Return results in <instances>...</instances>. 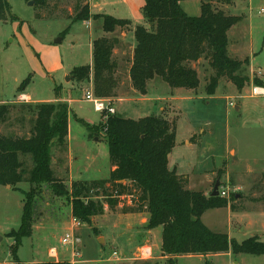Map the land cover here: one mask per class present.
I'll list each match as a JSON object with an SVG mask.
<instances>
[{
  "label": "rangeland",
  "instance_id": "1",
  "mask_svg": "<svg viewBox=\"0 0 264 264\" xmlns=\"http://www.w3.org/2000/svg\"><path fill=\"white\" fill-rule=\"evenodd\" d=\"M8 1L12 7L11 17L8 21H0V102L14 100L19 86L28 78L32 81L27 87V92L37 100H50L56 92L61 95L63 86H58L61 84L68 89L66 94L69 89L76 88L75 92L70 90V93L73 92V99L77 101L72 106L68 139L70 163H65V160L62 162L63 157L66 158L65 154L54 149V169L69 189L72 186L71 180H108L112 167L108 142L104 136L105 115L96 112L91 103L82 101V88L87 87L88 83L74 80L71 73L66 77L70 59L79 51L80 44L86 43L90 32L98 31V25L103 26V21L93 20L95 28L89 29L86 22L72 23L63 17L60 20H39L36 18L35 7L29 5L30 2ZM77 2L78 0L58 2L57 15H64L65 11L73 13ZM205 2L212 3L215 9L222 10L228 16L244 17V20L228 33L229 56L235 60L251 58L252 66L256 70H263L262 77L258 76L257 72L250 73L248 66L239 74L249 77L252 81L254 77L264 79V0H236L233 6L220 3L219 0ZM55 5L56 3L51 4L53 8ZM201 6L200 0L181 3L182 9L191 17L201 15ZM142 8L138 9L139 16L132 20L136 25H146ZM101 31L104 34L103 29ZM123 33L129 38V30L118 31L114 37L122 36ZM98 38L99 35L94 37ZM60 39L62 41L58 43ZM120 55L124 61L126 55L129 62V45ZM62 67H65L64 71H60ZM196 67L200 87L191 93L197 99L179 101L175 103L177 108L174 104H167V117L170 120L176 119L177 145L181 146L185 138L193 132L196 133L195 136L200 135L204 142L200 149L186 155L185 171L182 172L194 176L192 190L208 191L211 194L215 186L212 180L217 181L219 178L208 175L213 172L219 175L218 172L222 170V176L229 163L232 177L229 181L226 178L219 180V191L221 188L225 190L229 195L227 198L235 195L236 202L233 205L253 215L243 218V214H238L232 218L230 211L223 208L207 211L202 221L213 232L228 234L231 239L243 243L253 234L264 232V216L260 215L264 207L251 198L264 180V128L259 129L264 126V97L252 96V83L240 93L227 79L220 81L215 95L210 97L206 92L212 74L209 62L205 58ZM127 68L128 64L124 62L118 71L120 86L117 97L124 100L112 102L116 116L132 120L160 116L159 103L154 101L170 97L173 89L161 78H156L148 87L152 102L141 103L132 100ZM50 75L56 78L55 83L49 79ZM157 84L160 85L157 87ZM23 100L18 101L22 104L34 102L32 99ZM162 103L165 104L166 101ZM236 105L243 106L242 112L236 111ZM15 106L11 121L0 126V135L16 134L20 128L17 121L20 118L21 106ZM241 114L244 115L245 123L254 127L250 128L251 132L239 131ZM83 119L95 123V127L86 125L81 121ZM22 125L29 128L27 122ZM201 129L206 131L204 136L200 134ZM231 148L236 150V157L228 153ZM189 163H196L197 175L192 174ZM67 166L69 174L66 172ZM19 188L30 191V185L27 183H22ZM92 193H99V196H93V200L102 202L105 210L88 223L80 222L81 225L76 227L71 212V199L56 197L49 188L44 187L36 201L33 234L22 241L17 254L19 261L23 264L50 260H59L62 263L70 259L74 264H170L172 261L174 264H264V256L234 255L231 251L219 255H186L170 260L162 252V229L156 231L154 236H148L147 229L144 228L145 222H142L144 215L122 213L123 204L112 211L101 192L94 190ZM24 199L20 192L5 190L4 186H0V264H17L11 252L14 239L9 237V233L21 227ZM126 202L127 200L123 201ZM71 231L76 236L75 247L63 246L61 240ZM253 237L264 242V234ZM146 248L152 250V256L148 259L142 255ZM51 249L58 251V258L49 256ZM73 249L79 256L73 255ZM114 252L118 253V257L113 256Z\"/></svg>",
  "mask_w": 264,
  "mask_h": 264
},
{
  "label": "trees",
  "instance_id": "2",
  "mask_svg": "<svg viewBox=\"0 0 264 264\" xmlns=\"http://www.w3.org/2000/svg\"><path fill=\"white\" fill-rule=\"evenodd\" d=\"M25 1L34 3L39 20H60L62 17L72 23L102 20L105 34L133 31L136 47L129 74L132 88L140 95L148 94V84L156 78H161L172 89L196 91L200 80L191 64L205 58L212 70L206 89L208 96L215 95L222 79L234 84L239 92L251 83L264 88V79L254 77L252 81L239 74L249 66V59L240 61L229 56L228 33L244 17L228 16L205 0H200L199 17H191L182 9L181 3L190 0H145L142 13L146 25L135 27L130 20L93 15L88 0H78L73 13L65 11L64 15L56 13L57 3L63 0ZM219 2L233 6L236 0ZM54 3L53 8L51 4ZM11 11L9 1L0 0V21H8ZM118 45L116 37L97 39L93 43V66L77 67L71 73L74 80L81 83H90L92 78L97 98L112 101L117 97L119 64L114 50ZM30 82L28 78L19 86L18 95L25 92ZM15 105L21 106L17 121L20 128L16 134L0 135V186L10 187L25 198L21 227L9 233L14 239L11 252L17 264H23L17 254L22 241L33 234L36 201L44 187L56 197L71 199L72 216L81 223H88L105 210L102 202L93 200V196H99V193L93 195L94 190L101 192L112 211L123 204L124 214L147 215L148 231L162 228V252L170 260L230 251L234 255L264 256V242L257 237L239 243L228 234L213 232L203 223L202 217L209 210L231 207L233 212H238L241 208L233 205L235 195L211 197V194L191 191L188 177L170 169L169 157L177 146L176 119L149 116L132 120L105 116L104 134L112 167L110 177L105 181L73 182L69 189L52 167L54 149L62 154L68 150V105L61 102L22 104L19 101L0 104V126L11 121ZM23 122H27L29 128L23 126ZM195 139L196 136L193 142ZM218 178L220 180L221 174ZM22 183L29 184L30 191L20 189ZM261 188L258 187L257 192L264 198V186ZM125 200L127 202L123 203Z\"/></svg>",
  "mask_w": 264,
  "mask_h": 264
},
{
  "label": "crops",
  "instance_id": "3",
  "mask_svg": "<svg viewBox=\"0 0 264 264\" xmlns=\"http://www.w3.org/2000/svg\"><path fill=\"white\" fill-rule=\"evenodd\" d=\"M89 2H90L91 13L93 15H99V14L108 15V16H112V17L117 18V19L130 20L131 22H132V20L134 18L139 16L138 9L141 10V8L144 6L143 4H145V0H144L143 3H140L137 0H90ZM86 25H87V27L89 29L95 28L94 21H92V20L87 22ZM135 26H137L136 23H133V27H135ZM97 30L98 31H91L90 32L89 38L85 41L86 43H81L80 47H79L80 48L79 51L75 54L74 57L72 56V58L70 59L69 66H68V69H69L68 71L69 72L66 73V77H68V74L72 73V71L75 68H77V67H83V66H91L92 67L93 66V43L97 40V39H94V37L96 35H99V38H102V37L114 38V35L116 34V33L115 34H105V33L103 34L102 31H101L102 30V26L99 27V25L97 26ZM116 38L119 39V45L114 50V58L118 61V64H119L118 71L120 70V68L124 64V62H126L128 64L127 80L129 82V91H130V93L132 95L130 98L132 100H135V101L141 102V103L152 102V101H150V100H153V99L150 98L149 89H148V94L143 96V95H140L139 93H137L132 88V82H131L129 73H130V69H131V65H132L134 49L136 47V41H135V37H134V32L133 31L129 32V38L126 37L125 33H123L122 36L118 35V37H116ZM76 42H78V41H76ZM127 45H129V62H128V59H126V57H125L126 55L124 56L125 61L123 60V57H121V55H120L121 51L124 48H126ZM228 51H229V48H228ZM253 56H255L254 52H253ZM248 59L250 61L249 66H248L250 73L263 71L261 68H257V70H256V68L252 66V59L251 58H248ZM202 60H204V59H201L197 63L191 64V67L194 68L197 71V67L196 66L198 64H200ZM80 61H84V62H80ZM240 61H243V60H240ZM64 70H65V67H62V69H60V71H64ZM59 72H56V73H59ZM117 78H118V73H117ZM49 79H51L54 83L56 82V78L53 75H50ZM154 80L149 82V84L154 82ZM149 84H148V87H149ZM158 85H160V84H157V87H158ZM58 86H63L61 95L58 94V96H56V97L52 96V99H50V100H37V99L34 98V96L31 93H28L27 89H26L25 92L23 94H21V95H18V92H17V95L15 96L14 100H12L10 102H3L2 101V102H0V104H10V103H13L15 101L22 100V97L24 99H26V100H31L32 99L34 102H31V103H33V104H38V103H57V102L66 103L68 105V107H69V110H70V117H69V135H70V123H71V117H72V113H73L72 106L75 103H77V101H75L72 96H73V92H75L76 88L74 89V87H73V88L69 89V93L66 94V90H68V89H66V87H64L63 84L58 85ZM119 86H120V83H119ZM90 89L93 90V80H92V78H91V82L88 83V86L85 87V88H82V90H83V100L82 101L86 102L85 101V95H86V92L88 90H90ZM70 90H73V92L71 91V93H70ZM191 92H193V90L173 89V90H171L170 97H167L165 99L164 98L156 99V100L154 99L155 100L154 102L159 103L158 104V112H159L160 116H157V117H166V118H168L167 117L168 114L166 112L167 111V107H166L167 104H174L173 106H175L177 108V105H175V103H177L179 101H182V100L183 101H190V100L193 101V100L197 99L194 96H192ZM243 92H244V90L242 92H240V93H243ZM115 100L120 102V101L124 100V98L116 97L115 99L112 100V102L115 101ZM163 101H166V103L163 104L162 103ZM235 109L238 112H242L243 106L236 105ZM239 118H240V127H241L239 129V131H241L242 133H246V131L251 132L252 129H250V128H254V127H252V125H250V124H246L245 123L244 115L241 114V117H239ZM81 121H83L85 124L89 125L90 127L91 126L95 127V123H93L91 121H87L85 119H83ZM255 128H258V127H255ZM261 128H264V126H260L259 127V129H261ZM177 133H178V131H177ZM205 133H206V131L201 129L200 134L202 136H204ZM195 135H196V133L193 132L190 136H187L185 138L183 144H181V146L177 145L175 147V149L173 150L172 154L169 157V167H170V169L171 170L175 169L179 175H185V176L188 177V179H189V189L191 191H194L191 188V185L194 184L193 183L194 178H192L194 176H191V175L187 174L186 172H182V171H185L184 170V166L186 165V155L189 152H194V150L200 149L204 145V142L200 138V135H197L196 139L193 142L192 139H193V137H195ZM104 136H105V134H104ZM68 139H69V137H68ZM176 139H177V136H176ZM228 153L231 156H233V157H236V155H237L236 150H234L232 148L229 149ZM65 156H66V158L64 159V157H63L62 162L65 160L66 161L65 163H70L69 157H68V150L65 153ZM189 165H190L189 167L192 169L191 170L192 174L193 175H197L196 174L197 173V165H196V163H189ZM52 167L54 169L53 161H52ZM54 171L56 173V176L58 177L57 171L55 169H54ZM221 171H220V173H221ZM66 172L69 174L68 166H67ZM220 173L218 172V174H220ZM208 176H213V177L218 176L219 177V175H217V172H213L212 174H210ZM231 177H232L231 176V169H230V165L228 163V165L226 166V171L224 172V174L222 173L220 181H223V179H225V178L229 181ZM58 178L62 180L61 177H58ZM73 182L74 181L71 180V183H73ZM215 182H216L215 180H212V184H214ZM262 186H264V181H262L260 188ZM5 190H12V189L8 188V187H5ZM204 193L206 195H209L208 191L204 192ZM251 198L254 201H256V202H260L259 205L264 207L263 194L258 193L257 190H256L253 193ZM226 209L230 211V214H231L232 218H234L238 214H243V218L246 217L247 215L248 216L253 215V213H249L248 211L243 210V209H240L238 212H233L231 210V207H227ZM260 215L264 216V209H261ZM136 216H140V215H136ZM147 220H148V216L144 215V217L142 218V222H145L144 223V228H146ZM159 229H162V228H158V229L153 230V231L146 230V234L148 236H154L156 234L155 232L158 231ZM262 234H264V232H262L261 234L258 233V234H253V235L255 236V235H262ZM253 235L251 237H253ZM47 262L61 263L59 260H57V261H51L50 260V261H47ZM63 262L64 261H62V263ZM64 263L65 264H67V263L74 264V262H72L71 259H70V261H67V262H64ZM34 264H38V262L34 263Z\"/></svg>",
  "mask_w": 264,
  "mask_h": 264
},
{
  "label": "built area",
  "instance_id": "4",
  "mask_svg": "<svg viewBox=\"0 0 264 264\" xmlns=\"http://www.w3.org/2000/svg\"><path fill=\"white\" fill-rule=\"evenodd\" d=\"M257 75L262 77L261 76L262 72L261 71L257 72ZM252 96H255V97L262 96V97H264V88L254 86L252 88ZM23 99L24 98L22 97V100ZM85 101L88 102V103H91L94 106L95 111L98 112V113H101L102 115L104 114L107 117L116 115V109H115V107H113L112 101L108 100V99L97 98L94 95L93 90H91V89L86 92ZM231 105H233V103H231ZM219 193H220V196L223 197V198H227L229 196L228 193L225 190H223L222 188L219 191ZM80 225H81L80 222L78 220L74 219V226L79 227ZM75 242H76V236H75V233L73 231L68 233L61 240V243H62L63 246L72 245V246L75 247ZM73 255L79 256L78 254H76V250L75 249H73ZM142 255H143V257L145 259H148V258H150L152 256V250L150 248H146V249L143 250ZM50 256L52 258H58V251L56 249H51L50 250ZM113 256L114 257H118V253L114 252Z\"/></svg>",
  "mask_w": 264,
  "mask_h": 264
},
{
  "label": "water",
  "instance_id": "5",
  "mask_svg": "<svg viewBox=\"0 0 264 264\" xmlns=\"http://www.w3.org/2000/svg\"><path fill=\"white\" fill-rule=\"evenodd\" d=\"M29 5H32L33 6L34 3L33 2H30ZM57 42L60 43L61 42V39L58 40ZM8 188H10V187H8ZM219 189H220V181L217 180L216 183H215V186H214V190L211 193V197H218L220 195Z\"/></svg>",
  "mask_w": 264,
  "mask_h": 264
}]
</instances>
